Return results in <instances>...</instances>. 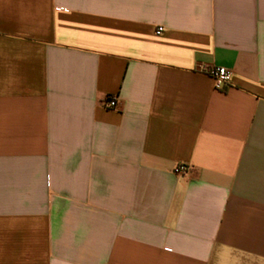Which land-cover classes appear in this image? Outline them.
I'll return each instance as SVG.
<instances>
[{
  "label": "crops",
  "instance_id": "obj_1",
  "mask_svg": "<svg viewBox=\"0 0 264 264\" xmlns=\"http://www.w3.org/2000/svg\"><path fill=\"white\" fill-rule=\"evenodd\" d=\"M0 264H264V0H0Z\"/></svg>",
  "mask_w": 264,
  "mask_h": 264
},
{
  "label": "built area",
  "instance_id": "obj_2",
  "mask_svg": "<svg viewBox=\"0 0 264 264\" xmlns=\"http://www.w3.org/2000/svg\"><path fill=\"white\" fill-rule=\"evenodd\" d=\"M162 32L163 28H159L156 34L159 35ZM204 71L212 78L216 90H224L231 85L232 72L228 69L224 67L206 66ZM102 106L107 110H114L118 106V98L115 96H106L102 102ZM175 173L192 177L195 174V167L181 164L176 166Z\"/></svg>",
  "mask_w": 264,
  "mask_h": 264
}]
</instances>
